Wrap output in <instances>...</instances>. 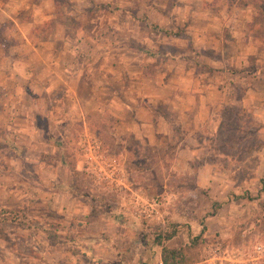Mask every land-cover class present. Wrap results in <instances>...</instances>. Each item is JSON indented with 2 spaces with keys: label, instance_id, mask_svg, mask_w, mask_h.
<instances>
[{
  "label": "rangeland",
  "instance_id": "obj_1",
  "mask_svg": "<svg viewBox=\"0 0 264 264\" xmlns=\"http://www.w3.org/2000/svg\"><path fill=\"white\" fill-rule=\"evenodd\" d=\"M19 1L34 9L13 13L34 22L36 37L56 36L55 51L66 49L64 62L83 66L85 81L75 82L81 104L72 108L63 56L49 55L56 84L38 114L66 112V124L39 121L48 136L13 137L16 151L1 140L0 264H159L161 246L188 247L187 264L214 255L216 264H264V13L252 0ZM6 26L0 49L10 56L21 42ZM24 53L20 67L43 75ZM151 82L158 100L138 91ZM111 93L112 109L131 103L202 127L191 140L179 126L171 139L147 127L127 133L108 110ZM18 117L3 108L0 135L31 132ZM189 140L198 151L185 171L177 152Z\"/></svg>",
  "mask_w": 264,
  "mask_h": 264
},
{
  "label": "crops",
  "instance_id": "obj_2",
  "mask_svg": "<svg viewBox=\"0 0 264 264\" xmlns=\"http://www.w3.org/2000/svg\"><path fill=\"white\" fill-rule=\"evenodd\" d=\"M26 3H22V1L16 0L13 2H3V0H0V23H3L2 15L6 18L5 23H11L14 27L17 28L18 33L15 34L17 40L21 42V46L17 49H13L9 54L10 56H5L3 50L0 49V110L2 111L3 108L6 109V111H9V115L11 118L13 116H21L23 114V122L27 124H31L30 131H27L23 126L21 128L16 127L13 132H6L4 130V133L0 135V143L1 140L5 142V144H11V150L16 151V149L19 148V145L13 142L12 138L18 139L20 136L21 138L25 139H32L33 137L37 136V133H40V136L45 138L48 136L47 131L44 129H39L37 123L44 122L48 125H55L58 123H62L63 125L66 124L68 120V114L66 112H63V118L59 117H52L49 114L50 112L44 113L43 116H40L38 108H39V99L41 98L40 95H42V92L45 93L51 91L54 88V85L56 84L55 78L51 80L50 77L53 73L49 72L47 73V69L49 68L48 65L45 63V59L47 57H56L57 59L63 56V64H59L58 69L62 73L63 71V102L65 100H68L70 103V106L74 108L75 106L79 109V104H81V101L78 96L77 88L73 89L75 82L79 81H85L83 77H81L83 66L81 65L78 67L76 65H73L72 63H66L64 62V58L67 55H70L66 49L59 50V52L55 51V46L53 47V43H56V36L55 39H53L52 36H47L44 38L36 37V34L32 32L34 28V22L31 20H24L21 18H18L16 16V13H13L16 10H30L33 11L34 6H31L30 8L26 6ZM19 8V9H17ZM18 12V11H17ZM19 13H17L18 15ZM54 17V14L47 15L45 20H51V18ZM4 23V24H5ZM11 26V25H10ZM9 30V27H8ZM8 30L6 31V35L10 39L8 35ZM43 39V40H42ZM61 40V39H59ZM11 41V40H10ZM36 41H42L40 43H36ZM12 45H10L11 47ZM9 47V48H10ZM8 48V49H9ZM27 52L30 63L34 65L36 62H40L44 66V72L43 75L41 73H27V70L25 67L21 68L23 66V62L20 60V56L24 55ZM72 56V55H70ZM54 58V59H56ZM21 66V67H20ZM32 67V66H30ZM38 72V71H35ZM22 83H21V82ZM6 83H11V86L8 88L4 87ZM6 86V85H5ZM72 86V87H70ZM141 93L142 97H149L154 98V100L159 99V91L160 88L156 83H143L141 87L138 90ZM115 94L111 93L110 103H112V99ZM40 97V98H39ZM83 103V102H82ZM107 106L109 107L108 110L111 112V116H113L115 119L124 121L127 126H129L130 131H126L127 133L134 134L135 132H140L143 127H147L148 129L152 130V134L154 137L156 135H159L164 138H170L172 137V132L174 129L179 126V134L181 136L187 134V137L191 140L193 137V134H196L202 127V121H198L195 116L192 117L191 120H182V119H175L173 122H171L169 119H165L162 116L155 115L151 111L148 112H142L144 108H137L133 105L128 103H122L119 105L118 109H112L111 104ZM20 108V110H19ZM18 110V111H17ZM0 111V112H1ZM21 114V115H20ZM79 121L83 123L84 118L83 116L78 115ZM16 118V117H15ZM14 118V119H15ZM13 121V119H11ZM18 122V121H15ZM3 127L0 125V130H2ZM167 129V130H166ZM24 131V132H22ZM132 132V133H131ZM64 133V132H63ZM186 136H183V139ZM27 139V140H28ZM144 143L147 142V138L142 137ZM189 141H185L184 145H182V141L180 145H182V148H179L178 154H185L187 159H185L183 163V170L188 169H195L191 166V159H193L192 153L198 151L197 145L193 146L192 148L188 145ZM14 143V145H13ZM28 143L29 140H28ZM3 146V145H2ZM5 147V146H4ZM201 170H205L210 168L208 164H202L199 166ZM198 169V167H197ZM63 171L67 172L68 174L69 169L63 164ZM74 171L78 172L77 168L74 167ZM186 171V170H185ZM197 174V173H196ZM195 174V175H196ZM199 177H195L193 181V186L195 184L197 185V182ZM182 182L180 185L182 186L184 183V180H181ZM183 183V184H182ZM66 183L63 182V195L68 194V191H66ZM159 257V256H158Z\"/></svg>",
  "mask_w": 264,
  "mask_h": 264
},
{
  "label": "trees",
  "instance_id": "obj_3",
  "mask_svg": "<svg viewBox=\"0 0 264 264\" xmlns=\"http://www.w3.org/2000/svg\"><path fill=\"white\" fill-rule=\"evenodd\" d=\"M54 4H57L52 0ZM252 3H254L257 10L264 13V0H252ZM7 23H0V46L4 49H6L9 46L8 43V37L6 35L7 31ZM151 30H155L153 26L150 27ZM164 35H168V32L161 31ZM8 44V45H7ZM3 49V50H4ZM69 172L74 174V167L69 168ZM203 228L201 229L202 232ZM174 236V232L168 233L164 236V240H169ZM188 247H178V248H169L165 246L160 247L159 252V261L161 264H187L188 258Z\"/></svg>",
  "mask_w": 264,
  "mask_h": 264
},
{
  "label": "built area",
  "instance_id": "obj_4",
  "mask_svg": "<svg viewBox=\"0 0 264 264\" xmlns=\"http://www.w3.org/2000/svg\"><path fill=\"white\" fill-rule=\"evenodd\" d=\"M217 261H218L217 256L214 255L213 257H209L205 259L201 264H216Z\"/></svg>",
  "mask_w": 264,
  "mask_h": 264
}]
</instances>
